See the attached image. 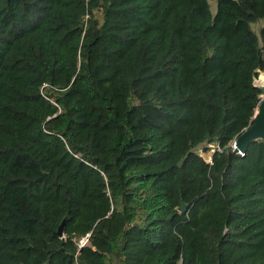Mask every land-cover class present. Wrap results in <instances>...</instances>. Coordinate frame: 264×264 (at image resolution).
Returning a JSON list of instances; mask_svg holds the SVG:
<instances>
[{
  "label": "trees",
  "instance_id": "16d2710c",
  "mask_svg": "<svg viewBox=\"0 0 264 264\" xmlns=\"http://www.w3.org/2000/svg\"><path fill=\"white\" fill-rule=\"evenodd\" d=\"M216 2L0 0V264H264V0Z\"/></svg>",
  "mask_w": 264,
  "mask_h": 264
},
{
  "label": "water",
  "instance_id": "95a60500",
  "mask_svg": "<svg viewBox=\"0 0 264 264\" xmlns=\"http://www.w3.org/2000/svg\"><path fill=\"white\" fill-rule=\"evenodd\" d=\"M260 88L263 98L257 107L253 118V123L236 138V143L233 145V151L236 153H245L248 150L250 143L257 139L264 140V85H262ZM186 210L187 205L185 202H183L181 211L184 212ZM63 225L64 221L59 227V236L63 235Z\"/></svg>",
  "mask_w": 264,
  "mask_h": 264
},
{
  "label": "rangeland",
  "instance_id": "374dc122",
  "mask_svg": "<svg viewBox=\"0 0 264 264\" xmlns=\"http://www.w3.org/2000/svg\"><path fill=\"white\" fill-rule=\"evenodd\" d=\"M209 2L212 4V11L215 12L216 11V0H209ZM264 26V19L259 20L258 23H253L252 27L255 31L259 32L260 28ZM257 84L259 85H264V73L261 74V76L259 77V79L256 81ZM200 153H203L202 149L199 150Z\"/></svg>",
  "mask_w": 264,
  "mask_h": 264
},
{
  "label": "built area",
  "instance_id": "2783aa9c",
  "mask_svg": "<svg viewBox=\"0 0 264 264\" xmlns=\"http://www.w3.org/2000/svg\"><path fill=\"white\" fill-rule=\"evenodd\" d=\"M261 86H262V85H261ZM262 98H263V95L261 96V99H262ZM234 143H236V139L234 140ZM242 154H243V153H242ZM86 241H87L86 239H83V240H82V245H83L84 243H86Z\"/></svg>",
  "mask_w": 264,
  "mask_h": 264
}]
</instances>
